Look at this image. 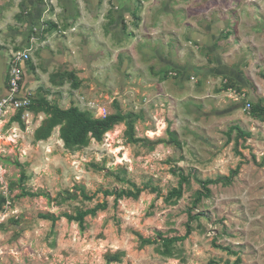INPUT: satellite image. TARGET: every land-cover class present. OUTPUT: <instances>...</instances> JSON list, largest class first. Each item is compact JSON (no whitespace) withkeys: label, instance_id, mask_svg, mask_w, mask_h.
Returning <instances> with one entry per match:
<instances>
[{"label":"rangeland","instance_id":"obj_1","mask_svg":"<svg viewBox=\"0 0 264 264\" xmlns=\"http://www.w3.org/2000/svg\"><path fill=\"white\" fill-rule=\"evenodd\" d=\"M24 49L30 99L95 117L117 106L141 140L128 142L119 123L99 142L65 148L58 126L34 139L43 113L22 124L6 116L0 264H231L236 256L217 245L237 251L240 264H264V0H0V95L12 54ZM236 165L230 184H210L190 209L199 180ZM178 169L189 180L166 201ZM132 184L143 189L137 198L114 204L101 193ZM103 200L82 228L39 216ZM189 209L201 213L190 234L163 253L158 232L183 235Z\"/></svg>","mask_w":264,"mask_h":264},{"label":"trees","instance_id":"obj_2","mask_svg":"<svg viewBox=\"0 0 264 264\" xmlns=\"http://www.w3.org/2000/svg\"><path fill=\"white\" fill-rule=\"evenodd\" d=\"M43 113L45 115L44 119L40 122L39 126L34 130L33 136L35 140L47 139L52 130L58 126V137L63 142L65 148H77L80 146H85L88 142L93 139L96 142L101 141L103 135L109 130L113 129L116 124L123 123L125 126V136L126 140L131 143L139 142L141 139L135 137L134 132V117L131 113H123L116 106V110L113 113L105 114L102 117H95L91 112L87 110H81L75 105H71L65 109L58 107L50 103L44 96L37 98H29V104L26 108H20L14 116L11 117V121L19 122L22 124L21 115L25 112ZM259 113L254 112L253 116H258ZM231 129H236L238 135L244 138L250 136L249 132H245L240 129L239 126L234 125L230 127ZM170 142L177 143L172 137L169 138ZM239 170V165H236L234 169H231L226 176H218L214 179H204L199 180L200 188L195 191L194 198L190 209H194L197 204L204 197L210 195V190L208 186L210 184L224 183L230 184L233 178L237 175ZM174 172V171H173ZM178 181L177 185L171 188L165 197L166 201L172 199H178L182 195L183 184H186L189 180V175H185L180 169L177 171ZM24 178V174H21V180ZM133 190L128 188L117 189H105L101 193L104 196H113L114 204L121 198H137L142 188L136 187L132 184ZM152 191H157L156 188L150 187ZM84 198L89 199L90 197L86 195L84 190L80 191ZM21 195L24 196H35L41 195L49 198V195L43 192H30L22 189ZM107 207L106 200L96 203L91 208L78 209L75 214H69L63 212L60 215H54L52 213H40L39 216L43 219L50 220L52 224L55 223L59 218L63 217L67 221H75L82 228L87 215H95L97 211L105 209ZM190 209L188 210V221L185 224V232L183 235H174L170 237L162 236L158 232L157 236L160 238L161 245L163 247L162 252L165 254H170V247L173 243L184 240L191 232L190 221L198 219L201 213L191 214ZM141 241L144 243H151L150 239H143ZM217 247L225 250L227 253L235 255V259L231 264H240L241 258L237 255V251L231 250L228 246L217 245ZM112 260H118L116 255L111 257ZM207 264H217L215 261L210 260ZM228 264V263H227Z\"/></svg>","mask_w":264,"mask_h":264},{"label":"built area","instance_id":"obj_3","mask_svg":"<svg viewBox=\"0 0 264 264\" xmlns=\"http://www.w3.org/2000/svg\"><path fill=\"white\" fill-rule=\"evenodd\" d=\"M28 58V49H24L13 53L9 60L7 84L4 87V93L0 95V122L8 115L14 116L20 108H26L29 104V97L22 92L25 81V63ZM28 114L29 112L25 111L21 118L23 119Z\"/></svg>","mask_w":264,"mask_h":264},{"label":"crops","instance_id":"obj_4","mask_svg":"<svg viewBox=\"0 0 264 264\" xmlns=\"http://www.w3.org/2000/svg\"><path fill=\"white\" fill-rule=\"evenodd\" d=\"M5 89V88H4ZM4 93V92H3Z\"/></svg>","mask_w":264,"mask_h":264}]
</instances>
